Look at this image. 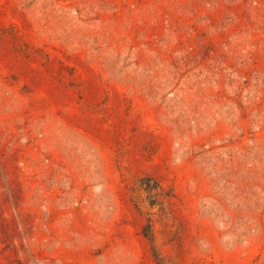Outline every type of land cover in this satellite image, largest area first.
<instances>
[{
	"label": "rangeland",
	"instance_id": "rangeland-1",
	"mask_svg": "<svg viewBox=\"0 0 264 264\" xmlns=\"http://www.w3.org/2000/svg\"><path fill=\"white\" fill-rule=\"evenodd\" d=\"M0 264H264V0H0Z\"/></svg>",
	"mask_w": 264,
	"mask_h": 264
}]
</instances>
